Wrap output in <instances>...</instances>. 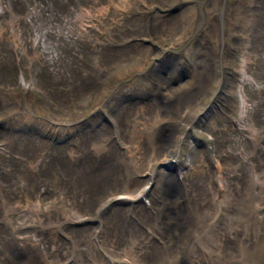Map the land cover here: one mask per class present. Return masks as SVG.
I'll return each instance as SVG.
<instances>
[{
	"label": "rangeland",
	"instance_id": "1",
	"mask_svg": "<svg viewBox=\"0 0 264 264\" xmlns=\"http://www.w3.org/2000/svg\"><path fill=\"white\" fill-rule=\"evenodd\" d=\"M250 201L264 213V0H0V264H159L188 210L197 234L232 225L218 258L191 232L194 264H218Z\"/></svg>",
	"mask_w": 264,
	"mask_h": 264
},
{
	"label": "bare ground",
	"instance_id": "2",
	"mask_svg": "<svg viewBox=\"0 0 264 264\" xmlns=\"http://www.w3.org/2000/svg\"><path fill=\"white\" fill-rule=\"evenodd\" d=\"M177 146H178V140L175 139V142L173 144L174 150L171 153V156L176 153V149L175 148ZM186 195H185V197H186ZM188 208H190V207H188ZM250 212H252L254 214V211L253 210L250 211ZM195 215H196V213L193 212V211H191V210H188L186 212V214H185L186 220H185V224H184V226L182 228L183 229V232H181L180 228H178V225L176 224V227L178 229V230H176L177 231V234H178L177 235L178 237L176 238L177 240L174 241V242H176V245L179 243L180 244V247H181L180 248V251H179V254H180L179 258L176 261H171L170 260V259L173 258L171 256L173 255V251L174 250L172 249L171 244L167 245V241L168 240H165V242L163 243V246L161 248L162 254L164 255L163 256V262L162 261H159V264L160 263L177 264L181 260H184V258H183L184 256L183 255H188V256L190 255L191 246H192V240H191V238L193 236V235H191V232L190 231H191V226L194 225V220L196 218ZM250 241H251V243L250 242L248 244L246 243V245L245 246H242L240 248V250L238 249V251H243V254L235 253L236 256L239 258L240 262L241 263H242V261L244 262L243 264H256V261L258 259V256H257V254L255 252L257 251V249H259V250H261L260 251V255H261V252L264 250V238L261 239V244H260V242H257L256 238H251ZM237 257L234 258L232 255H230V259L231 260L224 259L222 261H218L217 263L218 264H236V262H237V264H240L238 262L239 260H238ZM232 259H234L236 262L233 261Z\"/></svg>",
	"mask_w": 264,
	"mask_h": 264
}]
</instances>
